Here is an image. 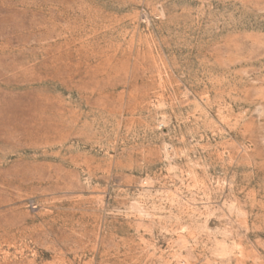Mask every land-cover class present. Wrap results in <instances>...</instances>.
Returning <instances> with one entry per match:
<instances>
[{"label": "rangeland", "instance_id": "rangeland-1", "mask_svg": "<svg viewBox=\"0 0 264 264\" xmlns=\"http://www.w3.org/2000/svg\"><path fill=\"white\" fill-rule=\"evenodd\" d=\"M0 264H264V0H0Z\"/></svg>", "mask_w": 264, "mask_h": 264}]
</instances>
